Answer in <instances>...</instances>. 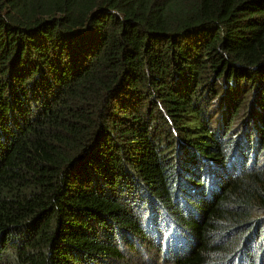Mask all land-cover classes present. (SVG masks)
Instances as JSON below:
<instances>
[{"label": "trees", "instance_id": "obj_1", "mask_svg": "<svg viewBox=\"0 0 264 264\" xmlns=\"http://www.w3.org/2000/svg\"><path fill=\"white\" fill-rule=\"evenodd\" d=\"M162 218L173 264H264V0H0V264Z\"/></svg>", "mask_w": 264, "mask_h": 264}, {"label": "rangeland", "instance_id": "obj_2", "mask_svg": "<svg viewBox=\"0 0 264 264\" xmlns=\"http://www.w3.org/2000/svg\"><path fill=\"white\" fill-rule=\"evenodd\" d=\"M161 220V228L155 229L148 225L151 230L147 240L132 239L131 246L122 247L124 254L122 260H112L106 264H173L171 250L174 248L168 246L166 242H173L174 246H179L183 240L164 218Z\"/></svg>", "mask_w": 264, "mask_h": 264}]
</instances>
